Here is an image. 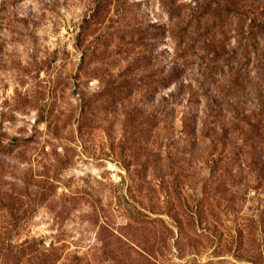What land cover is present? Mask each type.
Returning <instances> with one entry per match:
<instances>
[{"label": "rangeland", "instance_id": "374dc122", "mask_svg": "<svg viewBox=\"0 0 264 264\" xmlns=\"http://www.w3.org/2000/svg\"><path fill=\"white\" fill-rule=\"evenodd\" d=\"M74 256L264 264V0H0V264Z\"/></svg>", "mask_w": 264, "mask_h": 264}, {"label": "trees", "instance_id": "16d2710c", "mask_svg": "<svg viewBox=\"0 0 264 264\" xmlns=\"http://www.w3.org/2000/svg\"><path fill=\"white\" fill-rule=\"evenodd\" d=\"M23 251H29V250H35L37 248L35 241H26L21 245ZM57 250L51 248V263H55L57 261ZM140 258L145 259L146 261H150V256L153 257V252L150 250L142 249V250H136ZM73 264H79V257L74 256Z\"/></svg>", "mask_w": 264, "mask_h": 264}]
</instances>
